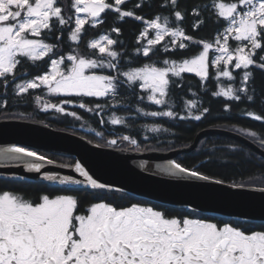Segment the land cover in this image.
Returning a JSON list of instances; mask_svg holds the SVG:
<instances>
[{"label":"snow or ice","instance_id":"snow-or-ice-1","mask_svg":"<svg viewBox=\"0 0 264 264\" xmlns=\"http://www.w3.org/2000/svg\"><path fill=\"white\" fill-rule=\"evenodd\" d=\"M126 3L127 0H71L69 11L72 15L66 18L61 0H0V79L7 85L9 77L13 81L17 79L18 66H23L25 60L35 64L47 58L48 70L15 85L19 94L46 88L53 96L81 100L85 97L115 98L117 89L123 84L139 83L149 102L166 105L170 77L194 73L206 81L215 69L217 80L224 77L234 81L233 69H244L241 87L222 86L213 95L241 101L240 93H243V99L254 100L252 95H248L247 83L251 72L247 70L250 66L264 70V56L256 59L257 50L264 52V0H212L214 15L223 31H218L211 42L195 40L182 28L170 27L168 17L156 16L145 21L134 11L122 10ZM170 4L173 8L179 7L177 0H170ZM107 11H114L118 18L132 17L145 23L146 27L140 34L142 38L149 37V30H154V38H148V46L143 48L145 57L166 37L171 38L170 43L177 49H187L186 42H191L196 47L202 46V50L180 63L165 59L164 67L145 64L117 75L97 74L95 71L118 69L113 62L120 55L113 49L117 41L108 35L92 39L86 45L97 58L78 52L69 53L66 57L56 53L57 45L64 42V32H68V39L78 45L85 24L95 27L102 22L101 14ZM172 14L175 21H183L181 11L176 10ZM73 22L74 27H67ZM194 27H199V24ZM53 31L60 33L54 37L57 43H47L41 38ZM112 31L119 33L120 29L113 28ZM233 40L235 47L230 43ZM213 49L218 54L210 55ZM164 51H168L167 45ZM57 55L59 58H53ZM35 99L37 104H41L40 96ZM72 102V99L61 101L63 104ZM42 106L44 110L65 111L49 101H43ZM79 107L86 108V104L81 102ZM186 107L191 115L197 105L189 100ZM208 111L207 108L202 109L203 113ZM70 115L75 117L76 113ZM144 115L175 117L177 113L167 110L144 112ZM201 118V115L194 117L197 121ZM254 119L261 121L264 117L255 115ZM123 122L121 117L111 118L113 125ZM150 131L158 132L160 128L151 126ZM249 135L255 137L257 133ZM123 140H129V137L124 136ZM116 143L114 139L108 141L110 145ZM130 143L135 145L137 141L132 139ZM260 143L264 146V140ZM17 153L49 165L54 163L25 147L6 149L3 158L18 159L13 155ZM43 163L26 161L25 165L28 170L39 173ZM75 171L84 178L83 181L64 176L59 178V183L86 184L94 190L107 187L93 178L79 162L75 164ZM166 171L172 175L179 172L209 180L208 176L175 161ZM44 179L56 181L57 176L46 173ZM78 209L79 199L73 194H42L39 202H32L9 191L0 192V264H264V230L248 232L232 222H222L220 226L204 219L170 218L164 211L135 203L118 209L107 202H94L82 213Z\"/></svg>","mask_w":264,"mask_h":264},{"label":"trees","instance_id":"trees-1","mask_svg":"<svg viewBox=\"0 0 264 264\" xmlns=\"http://www.w3.org/2000/svg\"><path fill=\"white\" fill-rule=\"evenodd\" d=\"M179 7L173 8L170 0H127V3L122 6V10L134 11L136 15L145 18L153 16L168 17L169 26H176L182 28L187 35L192 36L195 40L211 41L218 31H221L219 20L214 15L212 8V0H177ZM71 0H61L64 8V14L67 18L72 15L69 11ZM139 5V7H137ZM179 10L182 12L183 21H175L172 13ZM197 13L199 14L197 16ZM102 22L95 27L91 24H85V31L82 33V39L77 45L69 41L67 38L68 32L63 33L64 42L57 45L56 53L64 54L69 51L72 53L78 52L81 55L96 57L92 55V50L86 45L96 36L101 34L108 35L110 38L117 41L113 47L122 50L120 59L124 63L142 64L143 62L152 60L151 54L160 52L166 58L179 60L188 58L197 51L200 47H196L191 42H188L187 49H177L168 47V51H164L165 42L157 45L148 57L142 54V40L140 33L143 28V22L137 21L132 17L118 18L114 11H107L102 14ZM200 21H203L201 24ZM73 24V23H72ZM72 24L67 27H71ZM199 24V27L194 25ZM113 28H119L120 32H113ZM60 33L53 31L46 36H42L50 43H57L54 39ZM260 50H257L259 55ZM257 55L256 59L259 60ZM59 57V55L54 56ZM158 61V59H155ZM48 61L36 62L25 60L23 66H18L16 73L17 79L25 80L33 75H39L48 68ZM241 70H234L236 79L232 82L233 88H239L243 82L238 81V72ZM251 72V76L247 83L248 95L254 97L253 101L243 99L241 101H230L226 97H217L213 93L218 91V84L224 80H217L212 71V75L206 80L202 81L193 73H182L181 77H170V84L168 89L166 105H155L151 102L137 100V92L143 91L137 88V84L129 85L123 84L117 89L115 98L112 96L104 99H95L92 97H85L83 101L88 106L92 107L95 104L101 105L97 109L82 111L79 108H72L76 116L69 115V112L60 113L56 111H43L35 106V96L40 89L29 90V93L19 94L14 88V82L4 84L0 79V119L19 118L32 120L47 124L55 129L68 131L81 135L95 143L98 146L108 145L109 135L107 132L125 133L131 139H135L136 149L140 151H169L184 145H189L197 132L205 129L207 126L221 127L239 133H257L258 139L264 140V120L257 121L254 119L255 115L264 117V70H260L254 66H250L247 70ZM109 74L117 75V70L106 71ZM22 77V78H21ZM11 78V77H9ZM123 80L122 76L120 77ZM59 96H53L51 99L58 102ZM73 101L81 102L79 98H70ZM195 101L197 107L192 110L189 115V110L186 107L187 102ZM102 108L100 111L99 109ZM207 108L209 111L203 113L202 109ZM143 109V111H138ZM172 110L177 115L175 117H164L144 115V112L152 111H167ZM100 111V112H99ZM252 113V115H249ZM110 114L123 117V123L116 125H109L107 122L103 123L105 116ZM196 115H201L200 120H195ZM79 117V118H77ZM184 117V119H180ZM103 121V122H102ZM102 123V125H101ZM90 126L97 129L98 133H93L87 127ZM151 126H158L160 131H150ZM198 146H244L242 143L233 141L231 138L222 136H210L206 140L200 141ZM184 154V153H183ZM219 156H224V153H218ZM212 158L206 164L209 168H199L196 166L198 161L197 152L182 155L176 161L189 170L198 171L200 174L209 176L211 174L218 175L228 179L245 176L247 174L264 172V168L256 167L251 163L256 161L252 157L248 160L244 158L242 153L236 151L231 154L226 160ZM65 158V157H62ZM73 160V159H72ZM71 160V161H72ZM241 180V179H240ZM227 181V180H226ZM234 185L242 184L243 186H260L264 187V183H256L252 181L234 182Z\"/></svg>","mask_w":264,"mask_h":264},{"label":"water","instance_id":"water-1","mask_svg":"<svg viewBox=\"0 0 264 264\" xmlns=\"http://www.w3.org/2000/svg\"><path fill=\"white\" fill-rule=\"evenodd\" d=\"M222 136L239 141L264 156V150L238 132L208 127L200 130L193 141L169 151H132L110 146H97L86 138L68 131L55 129L32 120L0 119V146L13 144L70 157L72 164L43 163L41 172L26 168L25 162H0V176L19 179H41L64 187H87L86 184L61 185L64 176L83 181L75 171L79 162L106 190L120 191L130 196L171 205L202 214L247 222H264V187L216 183L215 179L173 178L148 170L150 164L174 161L183 153L194 151L199 140L207 136ZM57 176L56 181L44 179L45 174Z\"/></svg>","mask_w":264,"mask_h":264},{"label":"flooded vegetation","instance_id":"flooded-vegetation-1","mask_svg":"<svg viewBox=\"0 0 264 264\" xmlns=\"http://www.w3.org/2000/svg\"><path fill=\"white\" fill-rule=\"evenodd\" d=\"M102 125V123H101ZM213 127V126H207ZM75 134V133H73ZM109 135V140H116L117 143L115 145H106L117 149H124V150H132V151H140L136 149V144L133 145L130 143L132 140L129 138V140H123L124 136H127L125 133H113V132H107ZM238 134L248 138L253 143H255L257 146H259L262 150H264V146L261 145L260 141L261 139H258L256 136L252 137L249 135V133H239ZM78 135V134H76ZM81 136V135H80ZM258 136V135H257ZM210 137V136H207ZM207 137H203L199 140L204 141ZM233 141H236L232 139ZM107 141V142H108ZM198 142V143H199ZM239 142V141H236ZM240 143V142H239ZM15 146V145H13ZM187 146V145H184ZM18 147V146H15ZM28 149V148H27ZM31 151H35L38 154L44 155L48 159H51L55 163H63V164H72L74 160L72 158L67 156H62L54 153L49 152H43L38 151L34 149H29ZM197 152L198 161L196 162V166L205 169L210 168L211 166L206 164L209 160L212 158L218 159V153H224V156H219L222 160H226L228 157H232L231 154H233L235 151L237 153H242L244 158L250 159H257L254 162H251L255 168L256 167H262L264 168V156L253 151L247 146H228V147H217V146H196L193 152ZM191 152V153H193ZM190 154V153H184L177 155L174 160H176L178 157L182 158V155ZM25 158L33 159L30 157L23 156ZM65 157V158H62ZM10 160V159H5ZM72 160V161H71ZM211 179H215L221 182H225L231 185H234L233 183L238 182H256V183H264V172L259 173H252L247 174L245 176H238L235 178L229 177L228 179H225L224 177L218 176V175H209L208 176ZM241 179V180H240ZM227 180V181H226ZM242 185V184H237ZM264 185V184H263ZM3 191H9L13 194H18L23 196L24 199L32 201V202H39V197L42 194H49V195H56V194H73L76 195L79 199V209L78 212L82 213L91 203L94 202H107L110 203L112 206L119 208L122 207H128L131 206V204H139L140 206H146V207H153L154 210H161L166 213L168 217H186V218H193V219H204L208 222H214L218 225L222 226V222H232L233 225H240L243 228L247 229L248 232L250 231H258V230H264V222H247V221H239L234 219H226L221 218L217 216H211L202 214L201 212H197L194 210H186L179 207L161 204L155 201H151L144 198L134 197L127 195L125 193H122L120 191H112V190H99V189H91L87 187H64V186H57L51 183H48L47 181H43L41 179H17V178H10V177H1L0 176V192Z\"/></svg>","mask_w":264,"mask_h":264},{"label":"rangeland","instance_id":"rangeland-1","mask_svg":"<svg viewBox=\"0 0 264 264\" xmlns=\"http://www.w3.org/2000/svg\"><path fill=\"white\" fill-rule=\"evenodd\" d=\"M102 15V14H101ZM156 16H153V17H150V18H145L144 20L145 21H148V20H151V19H154ZM162 18V17H161ZM72 27H74V22H73V24H72V26L70 27V28H72ZM146 27V24L144 23L143 24V28H142V30H141V32L144 30V28ZM223 31V29L221 30V32ZM141 34V33H140ZM68 35H69V33H68ZM68 35H67V38H68ZM101 35H105V34H101ZM101 35H99V36H96L95 38H93V39H98ZM154 36H155V32H154V30H149V37H144V38H142L141 37V35H140V38H141V40H142V47H141V49L143 50V48L144 47H147L148 45H147V39L148 38H154ZM215 37H216V35H215ZM215 37H213V39L211 40V41H213L214 40V38ZM41 38H43V37H41ZM44 39V38H43ZM170 37H166L165 38V40L164 41H162V42H165V45H167L168 47H170L171 49L172 48H175L176 47V45H173V44H171L170 43ZM70 41V40H69ZM211 41H207V42H211ZM45 42H47V43H50L48 40H46L45 39ZM187 44H188V42H186ZM230 43L232 44V46L233 47H235V45H236V42L233 40V41H230ZM214 48H215V46H214ZM113 49L115 50V51H117L120 55L122 54V50L121 49H118V48H114L113 47ZM202 50V46L197 50V51H195L193 54H191V56L190 57H188V58H183V59H179V60H173V59H169V58H166L165 57V55L164 54H162L163 53V50H160V52H157V53H154V54H151V52H150V54H151V56H150V58L152 59V60H149V61H146V62H143L142 64H138V65H136V64H133V63H124V62H122L121 61V59H120V55H119V58L116 60V61H113L114 63H116L117 65H118V69H117V71L119 72V73H122V72H124V71H127V70H129L130 68H136V67H142V66H144L145 64H153V65H155V66H157V67H164L165 65L163 64V61L165 60V59H167V60H169V61H176L177 63H180V62H182L184 59H191L195 54H198V52L199 51H201ZM143 52V51H142ZM162 52V53H161ZM69 53H72V52H69V51H67V52H65L63 55L66 57ZM149 54V55H150ZM215 54H218V53H215V51H214V49L212 50V52L210 53V55H215ZM258 56H264V52H259V55ZM89 57V56H88ZM55 58H59V57H55ZM89 58H97V57H89ZM158 59V61H156L155 59ZM105 59H108V58H106L105 57ZM49 69V65H48V68L46 69V70H48ZM45 70V71H46ZM108 70H110V69H107V68H105V69H96L95 71L97 72V74H105V75H107V74H109L108 72H106V71H108ZM235 69H233V71H234ZM44 71V72H45ZM212 71H213V75H214V77L216 78V76H215V69H212ZM245 70L244 69H241V71H239L238 72V75H239V77H238V81L237 82H243V72H244ZM44 72H42V73H40V74H43ZM194 74V73H193ZM233 75H234V73H233ZM36 75H33L32 77H30V78H27V79H25V80H31V79H33L34 77H35ZM123 78V77H122ZM236 78V77H235ZM124 79V78H123ZM220 79H222V80H224L225 81V83L224 82H220L219 84H218V91H219V88L220 87H222V86H224V87H227V86H229V85H231L232 86V82L231 81H229L227 78H224V77H220ZM9 80H10V82H12L13 80H12V78H9ZM25 80H22V79H18V80H16L15 82H14V88H15V90H16V87H15V85L17 84V83H24L25 82ZM137 84V88L139 89V90H141V91H143L140 87H139V83H136ZM37 96H40L41 98H42V101H41V104H37L36 103V99H35V106L36 107H38L39 109H42L43 111H48V110H50V111H55L54 109H48V110H44V108H43V101H49V102H51V103H56V104H58L59 106H61V107H63L64 109H65V111L64 112H60V113H65V112H69V115H70V113H72V112H74L73 110H72V108H79V109H81L82 111H89V109H91V110H93V109H97V105L98 104H95L94 106H92V107H90V106H88L87 104H86V108H80L79 107V103H81L83 100H81V102H76V101H73V99H72V103L71 104H63V103H61L60 102V100L58 101V102H54L51 98L53 97V95H50V94H48V92H47V89L46 88H42V89H40L38 92H37V94H36V96H35V98L37 97ZM137 100H142V101H145V102H149L148 100H147V93L146 92H142V93H140L139 91L137 92ZM60 98L59 99H70V98H67V97H61V96H59ZM92 98H95V97H92ZM105 98V97H104ZM104 98H95V99H104ZM141 98H143V99H141ZM80 99V98H79ZM61 100V101H62ZM100 111L102 110V108H100L99 109ZM99 111V112H100ZM144 114V113H143ZM72 116V115H71ZM113 116H116V117H121V116H118V115H113V114H110L109 116H105L106 118H105V120H104V122L103 123H108L109 125H113L112 123H111V118L113 117ZM121 118H123V117H121ZM87 127L91 130V132H93V133H98L97 132V129H95V128H93V127H91L90 128V126H88L87 125ZM95 144V143H94ZM96 145V144H95ZM175 162H177L176 160H174ZM178 163V162H177Z\"/></svg>","mask_w":264,"mask_h":264},{"label":"bare ground","instance_id":"bare-ground-1","mask_svg":"<svg viewBox=\"0 0 264 264\" xmlns=\"http://www.w3.org/2000/svg\"><path fill=\"white\" fill-rule=\"evenodd\" d=\"M15 146H13V144H7V145L0 146V162H26V161H35L33 159L25 158V157H23L22 154H18V153L17 154H13V155L17 156L18 159L5 160L6 158H3L4 150L13 148ZM171 162H173V161L152 163V164H150L148 170L151 171V172H153V173H155V174L162 175V176H167V177H173V178H193V177H191V176H189V175H187L185 173H179V172H177L175 175H172V174L168 173L166 171V169L168 167H170Z\"/></svg>","mask_w":264,"mask_h":264}]
</instances>
